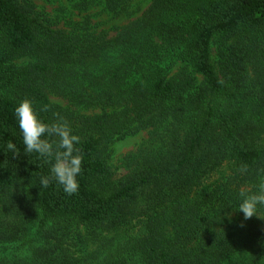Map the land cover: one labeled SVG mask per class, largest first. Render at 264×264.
Masks as SVG:
<instances>
[{"label":"trees","instance_id":"trees-1","mask_svg":"<svg viewBox=\"0 0 264 264\" xmlns=\"http://www.w3.org/2000/svg\"><path fill=\"white\" fill-rule=\"evenodd\" d=\"M125 1L106 5L122 13ZM24 99L79 136L76 193L39 185L54 161L24 152ZM144 129L149 145L116 178L110 145ZM261 178L264 0H151L113 36L0 0V264H264V219L233 209ZM111 232L102 250L74 255Z\"/></svg>","mask_w":264,"mask_h":264},{"label":"rangeland","instance_id":"rangeland-1","mask_svg":"<svg viewBox=\"0 0 264 264\" xmlns=\"http://www.w3.org/2000/svg\"><path fill=\"white\" fill-rule=\"evenodd\" d=\"M36 6L37 12L40 14L43 21L59 27L62 29H71L73 26L86 25L92 32H105L109 36L115 35L118 30L139 17L142 12L151 4V0H126L124 4L126 11L122 13H115L108 9L107 0H29ZM213 54L216 58L217 50L216 44L213 46ZM28 60V57H25ZM22 59L20 61L23 62ZM51 100L61 106H69V102L60 96L51 95ZM98 111V110H95ZM91 110H81L82 113H93ZM149 129L139 131L134 135H130L124 139L114 141L110 145V164L115 169L116 178L120 177L126 172L124 168L123 159L130 153L137 152L142 147L149 145ZM138 226H133L129 229L130 234H137ZM81 236H84L86 230L83 229ZM119 233H122L119 232ZM118 233H103L102 241L85 240L84 244L72 246L71 249L74 255L80 260H85V257L95 252L100 246L103 249L105 239L113 236L117 238ZM84 239V238H83ZM103 256L95 259L90 264H102Z\"/></svg>","mask_w":264,"mask_h":264},{"label":"clouds","instance_id":"clouds-1","mask_svg":"<svg viewBox=\"0 0 264 264\" xmlns=\"http://www.w3.org/2000/svg\"><path fill=\"white\" fill-rule=\"evenodd\" d=\"M45 110L47 105L41 109ZM15 116L22 134L24 152L36 153L45 163L54 161L51 163V175L39 177V185L46 188L54 180L68 195L76 193L79 188L77 177L82 165L77 147L79 136L72 134L71 127L62 120L45 123L29 99L18 104ZM49 137L58 139L50 140ZM6 149L12 153V157L20 154L11 141L6 144ZM233 209L242 213L245 221L253 216L264 219V215H260L264 210V178L260 179L255 192L241 189L238 206ZM240 226L243 227V223Z\"/></svg>","mask_w":264,"mask_h":264}]
</instances>
